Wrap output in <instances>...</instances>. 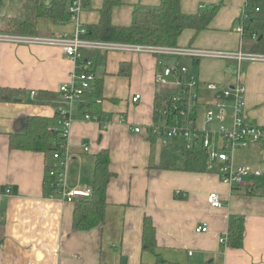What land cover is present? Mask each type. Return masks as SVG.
<instances>
[{
  "label": "crops",
  "instance_id": "obj_1",
  "mask_svg": "<svg viewBox=\"0 0 264 264\" xmlns=\"http://www.w3.org/2000/svg\"><path fill=\"white\" fill-rule=\"evenodd\" d=\"M103 1L82 0L81 27L98 23ZM219 2L222 7L208 29L198 34L185 30L175 47L239 50L241 37L234 28L242 0H181L180 9L192 15ZM137 4L156 6L159 0H121L112 9L111 24L129 26ZM74 31V23L36 21L40 37L71 36ZM82 55L92 61L96 79L102 80L101 110L109 119L86 120L78 106L72 109L65 185L91 191L95 157L106 151L113 176L106 189L105 219L90 231H73L74 204L45 195V168L52 160L43 153L9 149L8 135L22 133L27 118L54 122L52 98L59 96L61 85L75 82L77 64L59 48L0 42V90L10 97L0 101V193L5 188L12 192L0 199V264H156L157 257L166 264H264V179L249 178L244 186L229 188L215 170L190 172L176 165L160 169L162 145L152 128L162 121L155 118L154 97L167 88L155 86L153 76L158 61L165 65L172 60L127 52L82 51ZM179 64L200 83L201 102L212 97L202 90L204 85L232 82L224 61L187 58ZM240 80L247 122L264 127V64L242 63ZM135 95L140 99L133 104ZM198 109L204 111L202 106ZM196 115L197 126H202V117L198 120L197 111ZM133 128H140V133ZM240 150L250 151L251 158L237 164L232 157L234 165L264 172V143ZM209 193L220 195L221 208L207 204ZM145 217L155 228L153 253L141 250ZM239 217L244 218L243 246L223 248L220 238L229 222ZM203 224L207 231L197 233Z\"/></svg>",
  "mask_w": 264,
  "mask_h": 264
},
{
  "label": "built area",
  "instance_id": "obj_2",
  "mask_svg": "<svg viewBox=\"0 0 264 264\" xmlns=\"http://www.w3.org/2000/svg\"><path fill=\"white\" fill-rule=\"evenodd\" d=\"M242 8L237 20L234 32L240 37L243 33L241 18L251 0H242ZM82 0H68L66 14L67 22L75 24V31L71 36L40 37L37 35H14L0 33V42L27 45L48 46L59 48L63 56L77 64L73 73L75 82L63 84L58 93L61 97L57 108L58 120L52 128L60 133L63 142L60 149L53 154L54 166L45 173L46 184L54 190L49 197L55 196L65 204H73L76 201H86L91 198V191L85 188L68 189L65 185L66 166L69 161L67 137L71 126V111L78 106L84 93L88 91L96 75L93 72L91 60H83L82 51L99 53L127 52L133 54H149L156 57H165L173 60V63L162 65L155 71L153 81L159 88H167V101L163 102L159 112L162 121L157 127L152 128L162 146L182 142L187 151L196 148L203 150L206 155V170H217V175L222 184L229 188L244 186V181L249 178L260 177L264 172L253 171L248 167L236 166L232 162L233 153L240 149L264 143V127L255 126L247 122L245 117V89L240 80V66L244 62L264 64V55L247 53L239 50L223 52L197 50L190 47H159L143 46L135 44L108 43L83 38L86 30L79 25L78 16L81 11ZM255 12L258 9L255 8ZM190 58L194 61L202 59L220 60L227 63L226 73L231 83L217 86L214 83L204 85V89L211 95L205 102H201L198 93L200 83L188 74L187 69L179 64V60ZM217 94V95H216ZM32 97L35 92H31ZM140 95L131 98L135 104ZM203 107L202 126H197L196 111ZM86 120H90L85 116ZM96 120V118H92ZM168 122V123H167ZM216 125L211 130V124ZM140 128H133L134 133H140ZM221 142V144H218ZM198 145V146H197ZM86 151V149H85ZM226 152H230L228 156ZM264 160V152L262 154ZM57 163V165L55 164ZM215 168V169H214ZM12 192L5 188L0 193V199L10 196ZM207 204L213 209H219L223 200L217 193H209L206 197ZM2 217L0 215V223ZM197 233H205V224L197 227ZM220 244H225V237L220 238Z\"/></svg>",
  "mask_w": 264,
  "mask_h": 264
},
{
  "label": "trees",
  "instance_id": "obj_3",
  "mask_svg": "<svg viewBox=\"0 0 264 264\" xmlns=\"http://www.w3.org/2000/svg\"><path fill=\"white\" fill-rule=\"evenodd\" d=\"M180 1L159 0L156 6L134 5L130 25L118 27L111 24V12L114 7L121 5V0H104L99 11L98 23L84 27L86 34L83 38L108 43L175 47L185 30H191L195 34L207 30L212 18L222 7V3L219 2L209 6L205 11L187 15L181 12ZM67 5L68 0H24L16 16H0V33L36 35L38 19H49L54 23L67 22ZM255 8L258 9L257 12L254 11ZM243 15L245 18L239 19L243 25L242 51L264 55V0H251ZM124 67L123 65L121 74H124ZM102 91V80L96 79L91 88L84 93L78 105L79 111H82L84 116L96 118L99 121L109 119V116L101 110ZM8 96L7 92L0 90V101H9ZM52 100H55V124L44 117H29L25 120L22 133L8 135L10 150L43 153L46 160H52V163L47 164L45 173L54 166L53 154L60 149V144L64 140L60 133L52 130L58 120L57 108L61 97L59 95ZM167 100L166 95L162 93L155 95L154 115L157 120L160 119L159 112L163 102ZM159 165L160 169H169L176 165L190 172H204L206 171V155L198 148L187 151L184 144L178 141L162 146ZM112 176L109 170V154L106 151L100 152L95 157L91 198L73 203V231L87 232L103 223L107 205L106 189ZM253 188L251 187V191ZM45 191L48 198L54 193L46 182ZM243 238L244 218L233 219L228 224L225 244L222 247L240 249L243 246ZM156 248L155 228L151 219L145 217L142 223L141 250L153 253ZM156 264L166 263L157 257Z\"/></svg>",
  "mask_w": 264,
  "mask_h": 264
},
{
  "label": "rangeland",
  "instance_id": "obj_4",
  "mask_svg": "<svg viewBox=\"0 0 264 264\" xmlns=\"http://www.w3.org/2000/svg\"><path fill=\"white\" fill-rule=\"evenodd\" d=\"M1 2L2 3L0 4V16L14 17L18 14L19 8L22 5V3L24 2V0H2ZM117 44H119V43H117ZM135 45H141V44H135ZM143 46H148V45H143ZM145 55H149V54H145ZM149 56H151V55H149ZM154 57H156V56H154ZM159 63L160 62L158 61L157 65ZM186 64L188 65L187 62H186ZM199 89H201V88H199ZM202 90H204L205 93H208L204 89V86H203ZM197 112H198V120H201L203 110L197 109ZM210 128H211V130H215L216 125L213 123V124H211ZM218 144H221V142H219ZM226 153L228 154V156L231 155L230 152H226ZM249 153H250V151H248V150H237V151H235L233 153L234 163H237V164L241 163L242 164L246 159L251 158V156H249ZM258 161H260V159H258ZM215 172H217V170H215ZM255 179L260 181V180L264 179V175H262V177L261 176L255 177Z\"/></svg>",
  "mask_w": 264,
  "mask_h": 264
},
{
  "label": "water",
  "instance_id": "obj_5",
  "mask_svg": "<svg viewBox=\"0 0 264 264\" xmlns=\"http://www.w3.org/2000/svg\"><path fill=\"white\" fill-rule=\"evenodd\" d=\"M172 63H173V60H172Z\"/></svg>",
  "mask_w": 264,
  "mask_h": 264
}]
</instances>
